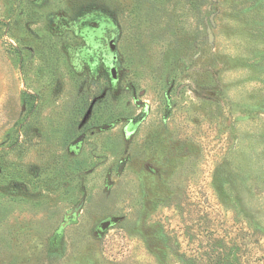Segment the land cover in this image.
Returning a JSON list of instances; mask_svg holds the SVG:
<instances>
[{"label": "rangeland", "instance_id": "1", "mask_svg": "<svg viewBox=\"0 0 264 264\" xmlns=\"http://www.w3.org/2000/svg\"><path fill=\"white\" fill-rule=\"evenodd\" d=\"M0 264H264V0H0Z\"/></svg>", "mask_w": 264, "mask_h": 264}, {"label": "water", "instance_id": "2", "mask_svg": "<svg viewBox=\"0 0 264 264\" xmlns=\"http://www.w3.org/2000/svg\"><path fill=\"white\" fill-rule=\"evenodd\" d=\"M140 119H141V117L135 119V120L133 121V123L135 124V123L139 122ZM82 205H83V201H81V202L77 205V206H80V207H79L76 211H75V209H74L73 212H74L75 214L79 213L80 208H81ZM77 206H76V207H77ZM76 207H75V208H76ZM106 226H108V223H104L103 227L105 228Z\"/></svg>", "mask_w": 264, "mask_h": 264}, {"label": "bare ground", "instance_id": "3", "mask_svg": "<svg viewBox=\"0 0 264 264\" xmlns=\"http://www.w3.org/2000/svg\"><path fill=\"white\" fill-rule=\"evenodd\" d=\"M80 206H77L76 208H75V211L79 208Z\"/></svg>", "mask_w": 264, "mask_h": 264}]
</instances>
